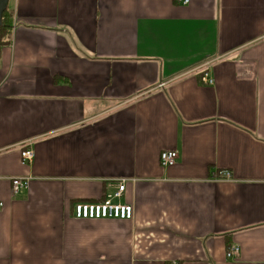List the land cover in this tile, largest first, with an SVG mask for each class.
I'll list each match as a JSON object with an SVG mask.
<instances>
[{
  "label": "crops",
  "instance_id": "1",
  "mask_svg": "<svg viewBox=\"0 0 264 264\" xmlns=\"http://www.w3.org/2000/svg\"><path fill=\"white\" fill-rule=\"evenodd\" d=\"M9 6L0 264H264V0ZM122 178L133 219L74 215Z\"/></svg>",
  "mask_w": 264,
  "mask_h": 264
},
{
  "label": "built area",
  "instance_id": "2",
  "mask_svg": "<svg viewBox=\"0 0 264 264\" xmlns=\"http://www.w3.org/2000/svg\"><path fill=\"white\" fill-rule=\"evenodd\" d=\"M183 4H189L190 0H177ZM202 82L204 84H214V78L211 77L209 72H205L202 76ZM34 150L30 147L24 148L21 152L22 160L26 164H30L34 159ZM179 158V154L176 150H166L161 153L160 161L162 166L168 167L174 165ZM226 177L230 176L229 172H226ZM11 180V193L18 195L22 191L29 188V177H13ZM116 188L114 191L107 193L103 200L96 202H77L74 205V215L80 219H120L131 220L134 217V205L125 201L126 189L128 180L122 178L117 180ZM3 206V202H0V207ZM239 252L237 246L231 247L227 252V257L231 258ZM176 264V262H173Z\"/></svg>",
  "mask_w": 264,
  "mask_h": 264
},
{
  "label": "trees",
  "instance_id": "3",
  "mask_svg": "<svg viewBox=\"0 0 264 264\" xmlns=\"http://www.w3.org/2000/svg\"><path fill=\"white\" fill-rule=\"evenodd\" d=\"M13 10L8 6L3 14L2 24L0 26V49L10 42L13 27Z\"/></svg>",
  "mask_w": 264,
  "mask_h": 264
},
{
  "label": "water",
  "instance_id": "4",
  "mask_svg": "<svg viewBox=\"0 0 264 264\" xmlns=\"http://www.w3.org/2000/svg\"><path fill=\"white\" fill-rule=\"evenodd\" d=\"M10 0H0V26L2 24L3 14L9 6Z\"/></svg>",
  "mask_w": 264,
  "mask_h": 264
},
{
  "label": "rangeland",
  "instance_id": "5",
  "mask_svg": "<svg viewBox=\"0 0 264 264\" xmlns=\"http://www.w3.org/2000/svg\"><path fill=\"white\" fill-rule=\"evenodd\" d=\"M11 4H12V1H11V3H10V6H11Z\"/></svg>",
  "mask_w": 264,
  "mask_h": 264
}]
</instances>
